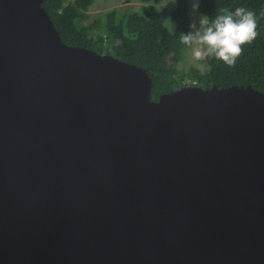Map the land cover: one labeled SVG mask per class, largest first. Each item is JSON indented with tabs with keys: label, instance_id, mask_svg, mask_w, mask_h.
Wrapping results in <instances>:
<instances>
[{
	"label": "water",
	"instance_id": "95a60500",
	"mask_svg": "<svg viewBox=\"0 0 264 264\" xmlns=\"http://www.w3.org/2000/svg\"><path fill=\"white\" fill-rule=\"evenodd\" d=\"M0 0V264H264V91L183 86Z\"/></svg>",
	"mask_w": 264,
	"mask_h": 264
},
{
	"label": "trees",
	"instance_id": "16d2710c",
	"mask_svg": "<svg viewBox=\"0 0 264 264\" xmlns=\"http://www.w3.org/2000/svg\"><path fill=\"white\" fill-rule=\"evenodd\" d=\"M94 1L44 0L41 6L64 44L98 54L105 52L143 69L152 81L151 100L157 101L161 95L185 86L183 76L177 73L175 66L182 59L183 50L190 48L179 39L181 34L192 31L188 0H175V8L170 14L148 5L141 14H126V8L123 12L112 9L89 21L88 12ZM140 1L159 4L164 0ZM197 4V10L210 19L222 8L234 10L242 6L253 11L257 36L241 46L242 52L233 65L206 56L199 63L209 65L208 70L201 73L199 67L189 68L185 79L195 82L193 87L203 89L249 85L264 91V0H199ZM168 17L175 24L173 32L165 26Z\"/></svg>",
	"mask_w": 264,
	"mask_h": 264
},
{
	"label": "clouds",
	"instance_id": "9594fccd",
	"mask_svg": "<svg viewBox=\"0 0 264 264\" xmlns=\"http://www.w3.org/2000/svg\"><path fill=\"white\" fill-rule=\"evenodd\" d=\"M175 3V0H171ZM199 5L192 4L195 11ZM256 14L242 6L234 10L220 9L211 19L207 15L199 18L200 27L195 31L181 34L180 41L192 47V55L197 60L214 57L231 66L242 52V45L251 42L257 36ZM194 28L195 25H190ZM119 43V41H117ZM201 73L210 67L206 64L198 66Z\"/></svg>",
	"mask_w": 264,
	"mask_h": 264
},
{
	"label": "rangeland",
	"instance_id": "374dc122",
	"mask_svg": "<svg viewBox=\"0 0 264 264\" xmlns=\"http://www.w3.org/2000/svg\"><path fill=\"white\" fill-rule=\"evenodd\" d=\"M128 0H95L93 4L89 8L88 16L89 21H91L96 16H101L108 12L109 10L116 9L120 12L125 11L124 13L130 14V13H142L145 6L152 5L159 11H165L167 14H170L174 8L175 3H172L171 0H164L163 2L159 4H144L140 0H132L131 3H126ZM199 0H188L189 5V18H190V24L195 25L194 28L191 27L192 32H195L199 27V18L201 15H204L203 13L199 12L197 9L194 11L192 8L193 3H198ZM165 26L170 32H173L175 29V24L170 21V17L165 21ZM183 57L182 59L176 64L175 68L177 70V73L179 75L183 76V84L185 83L186 72L189 68L192 67H198L201 63H199V60H197L192 55V47L188 48L187 50H183ZM102 54H106L103 52ZM205 58V57H204ZM203 58V59H204Z\"/></svg>",
	"mask_w": 264,
	"mask_h": 264
},
{
	"label": "built area",
	"instance_id": "2783aa9c",
	"mask_svg": "<svg viewBox=\"0 0 264 264\" xmlns=\"http://www.w3.org/2000/svg\"><path fill=\"white\" fill-rule=\"evenodd\" d=\"M73 1V0H72ZM185 86H192V85H195V82H191L189 80H185V83H184Z\"/></svg>",
	"mask_w": 264,
	"mask_h": 264
}]
</instances>
